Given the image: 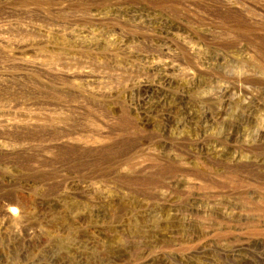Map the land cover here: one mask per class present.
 I'll return each instance as SVG.
<instances>
[{"label": "rangeland", "instance_id": "obj_1", "mask_svg": "<svg viewBox=\"0 0 264 264\" xmlns=\"http://www.w3.org/2000/svg\"><path fill=\"white\" fill-rule=\"evenodd\" d=\"M0 264H264V0H0Z\"/></svg>", "mask_w": 264, "mask_h": 264}]
</instances>
